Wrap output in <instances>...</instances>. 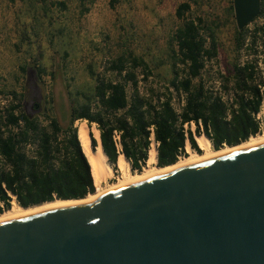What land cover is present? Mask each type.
Here are the masks:
<instances>
[{"label":"trees","instance_id":"obj_1","mask_svg":"<svg viewBox=\"0 0 264 264\" xmlns=\"http://www.w3.org/2000/svg\"><path fill=\"white\" fill-rule=\"evenodd\" d=\"M117 3L119 0H110L111 7ZM59 4L67 9L65 2ZM190 10L189 3L177 10L183 24L171 39L173 78L169 83L152 84L150 79L155 75L150 65L132 52L125 53L107 62L106 72L112 77L97 76L93 92L69 93L68 126L55 117L49 116L45 123L26 113L23 95L9 93L10 99L0 109V215L12 208L14 200L30 208L56 200L84 199L97 192L79 140V127L75 126L79 121H84L82 125L88 122L90 129L97 125L113 168L123 154L133 173H141L148 164L152 127L159 143L158 167L174 165L186 157L188 144L202 153L196 135L204 134L213 148L220 150L261 133L257 115L264 109V78L258 58L220 68L216 73L219 88L210 84L213 77L207 66L219 57L217 34L203 19L186 18ZM259 18L264 19V0L259 17L252 23ZM248 26L236 33V51L245 49L256 56L259 47L264 49V25L253 32ZM44 74L46 70L38 67V75ZM221 92L228 96L227 102ZM182 95L185 105L178 113L175 104H181ZM115 131L122 133L121 150L113 140ZM98 145L92 138L93 149Z\"/></svg>","mask_w":264,"mask_h":264},{"label":"water","instance_id":"obj_2","mask_svg":"<svg viewBox=\"0 0 264 264\" xmlns=\"http://www.w3.org/2000/svg\"><path fill=\"white\" fill-rule=\"evenodd\" d=\"M234 10L243 30L262 0ZM0 264H264V142L0 219Z\"/></svg>","mask_w":264,"mask_h":264},{"label":"rangeland","instance_id":"obj_3","mask_svg":"<svg viewBox=\"0 0 264 264\" xmlns=\"http://www.w3.org/2000/svg\"><path fill=\"white\" fill-rule=\"evenodd\" d=\"M60 2H65L67 9L63 10ZM183 3L191 5L186 18H201L216 31L219 57L207 66L213 77L210 84L218 87L220 68L248 57L258 58L264 76L262 47L256 56L249 50L236 51L239 29L234 0H119L115 7L110 6V0H0V109L10 99L9 93L16 92L23 95L26 113L45 123L49 116L55 117L68 126L69 93L93 92L97 76L112 77L106 72L107 62L128 52L150 65L155 75L152 84L169 83L173 78L171 39L183 24L177 17ZM263 25L264 19L259 18L248 29L253 32ZM38 67L46 74L40 77ZM259 121L263 133L264 110ZM94 128L98 129L97 125L92 126V132ZM192 130L196 131V126ZM129 168L132 172L130 164ZM113 170L112 177L101 181V188L123 176L118 167ZM12 204H17L16 200Z\"/></svg>","mask_w":264,"mask_h":264},{"label":"bare ground","instance_id":"obj_4","mask_svg":"<svg viewBox=\"0 0 264 264\" xmlns=\"http://www.w3.org/2000/svg\"><path fill=\"white\" fill-rule=\"evenodd\" d=\"M93 132H94V137L99 141V145L96 149H93L91 142ZM93 132L91 131L90 127L86 124L79 126V131H78L79 140L81 142L84 153L86 154L88 161L91 165L92 175L94 177L95 184H98V188H97L98 190L95 194H91L84 199L56 200L53 202L45 203L43 205L30 207V208H24L18 204H15L12 206L11 209L5 211L2 215H0V219L15 217L29 212L50 208V207H56L63 204L88 201L97 197L102 193L110 192L112 190L133 183L135 181L143 180L151 176L170 171L172 169L189 164L195 160L208 158V157H218L239 150L246 145H250L258 142H264V132H263L258 134L257 136L251 137L248 141L238 146H233V147L226 146L220 150H215L213 148L211 140L207 136L196 135V141L199 148L202 150V153H198L197 151L193 150L190 144H188L187 145V150L189 152L188 155L180 159L176 164L167 167H158L155 165V163L157 162L158 150L155 145H152L153 147L151 146V149L149 151L148 166L141 173H132L129 168L128 160L125 158L123 154H121L117 162V167L122 172L123 176L120 178L118 182L111 184L109 187L101 188L100 187L101 181H105L109 177H112L114 175V170L109 161L108 156L103 150V146L101 144V138H100V131L94 128Z\"/></svg>","mask_w":264,"mask_h":264},{"label":"built area","instance_id":"obj_5","mask_svg":"<svg viewBox=\"0 0 264 264\" xmlns=\"http://www.w3.org/2000/svg\"><path fill=\"white\" fill-rule=\"evenodd\" d=\"M250 25V24H249ZM242 51H245V49H243ZM248 59H251L250 57H248V58H246L245 60H243V61H241V64H244L245 63V61H247ZM214 62V61H213ZM263 78H264V76H263ZM217 84H218V88H219V85H220V83H219V81H217ZM264 88L262 87V90H263ZM220 95H221V98L223 99V101H225V102H227L229 99H228V96L225 94V93H220ZM185 105V99H184V96L182 95V102H181V104H179V103H176L175 104V107H176V110H177V112L178 113H181L182 112V108H183V106ZM264 110V109H263ZM262 110V111H263ZM262 113V112H261ZM261 113H259L258 115H257V118L259 119L260 118V115H261ZM199 125L202 127V122H201V120L199 121ZM96 125L94 124V127H95ZM196 126V124H195V122L194 121H192L191 122V129L193 128V127H195ZM185 128L186 129H188V124H186L185 125ZM150 131H151V141H152V145H155L156 147H158L159 146V143L156 141V138H155V132H154V128L152 127L151 129H150ZM195 132V131H194ZM121 132L120 131H115L114 132V135H113V140H114V143L116 144V146L121 150V147H122V139H121ZM144 169V168H143ZM14 199H15V197H14Z\"/></svg>","mask_w":264,"mask_h":264}]
</instances>
